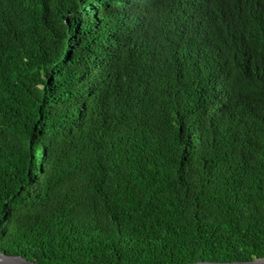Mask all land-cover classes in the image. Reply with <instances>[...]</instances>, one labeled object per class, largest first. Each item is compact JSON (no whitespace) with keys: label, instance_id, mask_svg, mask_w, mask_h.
Wrapping results in <instances>:
<instances>
[{"label":"trees","instance_id":"16d2710c","mask_svg":"<svg viewBox=\"0 0 264 264\" xmlns=\"http://www.w3.org/2000/svg\"><path fill=\"white\" fill-rule=\"evenodd\" d=\"M0 252L264 258V0H0Z\"/></svg>","mask_w":264,"mask_h":264},{"label":"water","instance_id":"95a60500","mask_svg":"<svg viewBox=\"0 0 264 264\" xmlns=\"http://www.w3.org/2000/svg\"><path fill=\"white\" fill-rule=\"evenodd\" d=\"M0 264H40L21 255H10L6 252H0ZM182 264H264V258H256L251 261L234 262H216V261H198Z\"/></svg>","mask_w":264,"mask_h":264}]
</instances>
